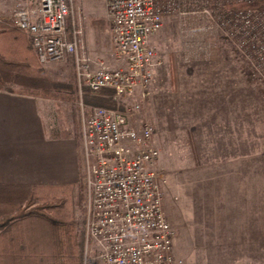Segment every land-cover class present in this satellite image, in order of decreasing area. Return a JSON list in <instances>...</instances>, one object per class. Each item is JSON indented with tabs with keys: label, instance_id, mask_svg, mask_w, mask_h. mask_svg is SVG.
<instances>
[{
	"label": "built area",
	"instance_id": "built-area-1",
	"mask_svg": "<svg viewBox=\"0 0 264 264\" xmlns=\"http://www.w3.org/2000/svg\"><path fill=\"white\" fill-rule=\"evenodd\" d=\"M259 2L264 0H106L115 69L84 58V17L74 0H18L2 19L26 35L40 66L72 60L80 98L88 93L117 103L145 102L161 65L151 38L165 19L177 23L183 55L219 53L214 44L200 51L183 45L197 34L212 36L227 43L249 77L264 85V10L251 8ZM82 108L84 261L92 253L99 264H183L162 208L165 180L155 169L160 155L152 124L137 121L130 106L97 107L86 116Z\"/></svg>",
	"mask_w": 264,
	"mask_h": 264
},
{
	"label": "rangeland",
	"instance_id": "rangeland-1",
	"mask_svg": "<svg viewBox=\"0 0 264 264\" xmlns=\"http://www.w3.org/2000/svg\"><path fill=\"white\" fill-rule=\"evenodd\" d=\"M74 1L75 11L81 10L84 17V58L91 62L102 61L111 69L117 68L112 56L110 34L104 37L89 24L91 17L108 20L106 0ZM7 3H12V7L3 17L9 16L15 1L11 0L10 3L8 0ZM207 44L217 45L219 53L207 56L183 55L177 23L165 19L163 28L151 38L156 60L161 65L154 71L150 100L140 102L137 98H130L115 106L122 107L121 110L133 107L137 113V121L153 122L155 126L153 143L160 155L155 169L162 173L165 180L162 185V208L175 230L176 257L183 264H264V109L258 108L253 101L245 104L243 114L248 115L252 123L238 126V133L234 134L236 137H231L232 144L229 146H222V142L212 145L213 141L210 140L211 146L209 144L208 148L214 149L211 163L215 165V171L194 170L186 176L178 173L187 167L185 161L189 158V150L183 143L180 144L182 148L177 151L175 137L185 139L183 131L194 124L200 125L198 136L202 140L201 133L205 134L207 131L203 128L205 120L202 119L206 117L209 126V118L214 115L207 107L222 108L223 101L229 98L225 92L219 93V88L222 90L226 83L224 80L227 78L234 83L237 81V73H241L239 80L243 82L237 83L236 89L243 90V87L256 83L245 72L244 64L227 43L204 34L194 35L183 43L184 47L193 51H200ZM185 58L190 62H186ZM172 63L175 66V78H178L176 82L181 90L176 96L173 94L174 86L171 85ZM43 68L57 82L69 83L73 77L76 82L70 58ZM94 68L91 65V69ZM229 82L228 93L236 95L237 91L233 92V85ZM194 87L196 90L192 92ZM183 91H187L186 94L182 95ZM77 93L75 109L66 110L62 106V113L45 118L48 126L49 123L55 126L61 123L63 127L78 131L80 135L81 105L85 116L93 108L100 106L86 105L84 100L86 96H99L84 93L80 98L78 89ZM262 99L264 102V98ZM50 118L54 120L48 121ZM212 127L213 130L218 128L216 124ZM83 192L84 189L82 195ZM83 201L81 208L76 203L73 205L75 218L81 221ZM88 257L90 260L85 262L83 254L82 264H99L92 259V253Z\"/></svg>",
	"mask_w": 264,
	"mask_h": 264
},
{
	"label": "trees",
	"instance_id": "trees-1",
	"mask_svg": "<svg viewBox=\"0 0 264 264\" xmlns=\"http://www.w3.org/2000/svg\"><path fill=\"white\" fill-rule=\"evenodd\" d=\"M239 8L249 7L233 6L231 9ZM251 8L264 10V2L256 3ZM89 24L100 31L104 37L110 34L108 20L91 17ZM172 65L171 85L174 86L173 94L176 96L181 90L176 82L178 78H175L174 63ZM241 75L237 73V81L234 83L226 78L224 88L222 87V90L219 88L220 94L225 92L226 96L229 95V98L223 101L222 108L207 107L214 115L209 118V126L206 123V117L202 119L205 120L202 124L203 128L207 130L205 134L201 133L202 140H199L198 136L200 125L194 124L188 127L187 131H183L186 134L185 139L175 137L177 151L182 148L180 144L183 143L189 150V158L185 161L187 167L182 172H178L179 174L186 176L194 170L205 169H207L206 172L210 169L215 171L216 167L211 163L214 155L211 153L214 149L208 148L209 144L211 146L210 140L213 141L212 145L222 142V146L225 144L229 146L232 144L231 137L238 133V126L252 123L249 116L243 114L249 101L256 103L258 108L264 109L262 101L264 85L255 81L256 83H252L254 85L243 87V90L236 89L237 83L243 82L239 80ZM72 79L69 83L53 80L49 72L38 64L33 47L26 35L6 19L0 20V92L68 104L70 109H75L78 93L75 77ZM227 81L233 85V92L237 91L236 95L231 96L228 93L230 90ZM194 89L195 87L191 89L192 92ZM186 92L183 91L182 95ZM150 98L151 86L147 101ZM84 100L86 105L93 104L119 110L122 108H116L117 102L100 97L86 96ZM173 100L176 102L175 97ZM214 124L218 126L217 130L212 129ZM152 126L155 134L153 122ZM226 135H228L227 138ZM75 136L79 142L80 135L76 133ZM83 189L81 173L79 182L74 186L54 188L0 186V264H82L84 254L82 221L75 218L73 205L76 203L79 208L82 207Z\"/></svg>",
	"mask_w": 264,
	"mask_h": 264
},
{
	"label": "crops",
	"instance_id": "crops-1",
	"mask_svg": "<svg viewBox=\"0 0 264 264\" xmlns=\"http://www.w3.org/2000/svg\"><path fill=\"white\" fill-rule=\"evenodd\" d=\"M7 1L0 0V20L12 7L11 0L9 5ZM14 1L16 4L18 0ZM62 106L66 110L70 107L0 92V186L54 188L79 182L80 141L75 136L78 131L61 123L48 126L45 119L62 113Z\"/></svg>",
	"mask_w": 264,
	"mask_h": 264
}]
</instances>
